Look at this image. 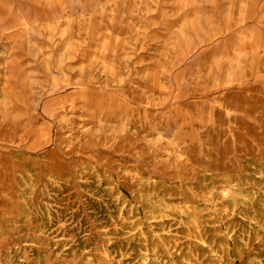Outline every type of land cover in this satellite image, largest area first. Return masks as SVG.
Instances as JSON below:
<instances>
[{
  "label": "rangeland",
  "instance_id": "374dc122",
  "mask_svg": "<svg viewBox=\"0 0 264 264\" xmlns=\"http://www.w3.org/2000/svg\"><path fill=\"white\" fill-rule=\"evenodd\" d=\"M247 89L264 91V0H0L2 237L17 242L11 248L52 238L49 264H122L134 254L126 250L137 242L133 233L147 231L148 211L166 215L161 227L168 228V241L176 233L178 243L187 241L179 200L166 196L167 211H159L162 188L151 178L130 172L128 185L139 189L133 193L101 160L125 159L116 145L138 133L143 173L186 184L200 180L187 176L191 150L198 158L202 149L210 155L216 135L233 132L243 134L253 152L236 147L235 169L250 165L263 149L264 120L252 117L255 136L225 119L228 92L244 101ZM61 159L76 165L64 168ZM123 197L138 206L142 223ZM143 204L152 209L144 211ZM52 225L85 232L52 237ZM150 229L149 240L165 245ZM116 241L124 254L112 250ZM257 245L235 264H264V237ZM4 251L0 246V264H9ZM147 254L163 264L159 249ZM170 262L177 263L172 253Z\"/></svg>",
  "mask_w": 264,
  "mask_h": 264
},
{
  "label": "bare ground",
  "instance_id": "6f19581e",
  "mask_svg": "<svg viewBox=\"0 0 264 264\" xmlns=\"http://www.w3.org/2000/svg\"><path fill=\"white\" fill-rule=\"evenodd\" d=\"M253 91L256 92V90H248L244 92L243 95L247 97V100L244 101L242 99H238V97L234 95L236 93L235 91L228 92L229 94H227L226 102L228 104V107L225 108V112L227 113L228 118H226L225 116V119L231 121L232 123L238 124L241 128H245L250 133L257 136L260 132L257 131V129L254 128V126L251 124V119L253 116H258L260 119L264 120V91H258V94L253 93ZM246 111L249 113V116L246 115ZM225 119L221 118L220 120L224 122ZM57 128L58 133L62 135L65 130L61 121L58 123ZM222 136H226L223 144L221 143ZM246 144L247 142L243 134L237 135L233 132L226 134H224V132L218 133L216 135V151L214 153L206 155L203 149L201 151L198 150V153L199 151L201 152V155L198 158L195 152V148H193L191 150L192 153L189 159H187L189 164L187 168V176L199 174L200 180H188L186 184H170L160 173H143L144 165L142 160H139L138 158L142 155L144 148L138 133H133L124 140H120L116 145L115 150L118 153H123L125 159H122L118 154H112L110 157L105 156V158H103L101 161H105L108 168L109 166H111V168L117 172L118 182L130 188L133 193L138 192L139 189L138 183H133L135 187H131V185H128L127 179L130 178V172H135L143 176L146 175L151 178V182L154 187L162 188L160 190V194H163L161 200L163 206L158 209L159 211H167V206L169 205V203L165 199L166 196L168 199L179 200V209L182 214L181 217L182 219H184L183 222L187 224L186 227L183 226L182 230L184 234L189 237L187 241L178 243V241L176 240V236H178V233H176L174 240L168 241V228L161 227L167 219L165 217L166 215L149 214L147 210L152 209V206L143 204L144 211H147V231H145L144 228H138V230L133 233L136 237L135 239H137V242H130V245L127 244L128 247H126V250H133L134 254L132 255L131 259H128L127 262L123 261L122 264H156V261L152 260L151 256H148L147 254L148 251L150 252L155 249L160 250V258L163 264H171L170 253H172L176 258V264H193V262H195V264H235L237 262L236 259L243 258V253H246V251H256L258 249V241H261V239L264 237V137L262 141L263 149L259 153L260 157H254L250 165H247L245 167L241 166L239 170H236L234 167L233 159V152L234 150H236V147L237 149L239 148L241 150L246 149L247 153H253L251 150L252 147H250L251 145L246 147ZM79 146L84 148L86 147L83 142ZM56 153L58 155H62V153L60 152L58 153L56 151ZM130 160L132 161V163H130L128 167V172L123 173L121 171L122 166ZM60 162L62 167L64 168H69L70 165H76L70 162L67 163L62 159ZM236 175L239 176L237 177ZM139 199L140 198L138 197L137 200ZM35 202L36 197H33L32 203L34 204ZM124 202L128 204L129 210L135 214L134 219H136L138 224L142 223L144 220L140 214L138 206L123 197V203ZM157 217H161L164 220L157 221L155 219ZM254 221L256 225L253 224ZM151 227H154L156 229L159 238L165 239V245H163L160 241L159 243L158 240H156L158 239V237L156 239L152 238L149 240L150 237L148 236V234H150V232H154L152 231L154 229H150ZM67 231L70 232V236L72 237L81 235L85 232L84 230H80L79 233L77 232L75 234L66 225L62 227H55L54 225H52L49 229V234L53 237L59 236L60 233H65ZM95 236L96 235H94V238ZM1 237L2 231L0 230V246L5 247L4 252H6L7 254L6 257L9 264L15 263L16 261H18V259L21 264H49L50 259L46 256V254L48 253L47 245L48 240H53L52 238H48L46 239V241L43 239H37L35 241L34 247L32 245H27L25 244L26 242H24V244L26 245L25 247H23V244L22 247L11 248V246L17 244V242H13V240L11 241L12 243H8L6 240H4V236L2 238ZM118 238L121 239L122 237ZM81 240L83 241L81 242V245H83V249H87L90 244H86L84 242L86 240H84L83 238ZM148 241L150 245H148ZM58 244L59 243L57 242V245ZM124 247V244H118L117 242L113 243L111 248L115 252H117V250H121V252L123 251L124 254ZM23 248H26L27 251L21 252L20 249ZM12 249H14V252H12ZM143 256L149 257V261L147 263L142 260Z\"/></svg>",
  "mask_w": 264,
  "mask_h": 264
}]
</instances>
